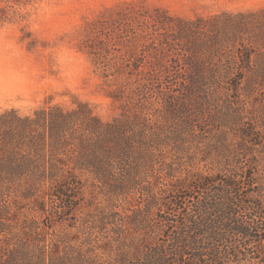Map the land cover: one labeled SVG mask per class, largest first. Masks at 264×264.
<instances>
[{"label":"trees","instance_id":"16d2710c","mask_svg":"<svg viewBox=\"0 0 264 264\" xmlns=\"http://www.w3.org/2000/svg\"><path fill=\"white\" fill-rule=\"evenodd\" d=\"M159 14L115 20L123 34L142 37L136 54L118 56L104 39L89 48L106 76L130 79L109 95L121 108L111 120L81 99L46 102L32 114L0 108V200L33 201L45 217L0 208V264H241L257 242L264 258V182L255 167L177 178L163 149L183 151L199 136L196 115L211 114L212 104L264 92V10L194 21ZM173 51L181 54L169 59ZM156 98L166 110L161 122L149 109ZM250 125L241 128L245 140L255 136ZM133 189L149 199L125 215L72 218L86 194L127 198ZM66 221L68 230L51 231ZM119 229L127 242H112Z\"/></svg>","mask_w":264,"mask_h":264},{"label":"rangeland","instance_id":"374dc122","mask_svg":"<svg viewBox=\"0 0 264 264\" xmlns=\"http://www.w3.org/2000/svg\"><path fill=\"white\" fill-rule=\"evenodd\" d=\"M259 10H264V0H0V108L32 114L46 102L71 106L75 99H81L89 102L103 120L109 121L121 112L120 103L109 95L121 86L127 87L130 79L126 75L106 76L108 72L96 63L89 48L103 43L104 39L118 56L139 52L142 37L139 38L138 31L128 30L123 34L115 27L120 13L159 11L161 18L194 21L222 13ZM178 54L181 52L173 51L169 59ZM118 56L107 59L111 67L118 63ZM236 101L234 105L212 104L211 114L196 115L199 136L190 139L183 151L180 146L179 149L172 144L164 146L165 165L175 168L177 178H189L201 172L215 175L226 165L248 168L250 163L264 182V92ZM149 109L160 122L166 115L158 98L152 99ZM247 122L255 129V136L249 140L240 137ZM220 126L222 129L218 130ZM221 134L223 143L219 142ZM205 157H209L208 162L204 161ZM153 171L155 175L157 170ZM169 193L174 194L169 191L165 196ZM147 198L149 195L138 189L131 190L127 198L86 194L79 206L81 210L72 218L84 217L90 222L91 216L97 220L98 215L113 214L114 209L125 215L124 210L143 205ZM48 203L54 204L50 200ZM0 208L12 215L19 213L22 218L23 214L45 218L33 201L0 200ZM67 224L68 221L57 224L51 231L63 233L69 229ZM118 232V235L109 233L112 242H127L121 236L124 230ZM126 233L131 237L129 230ZM84 236L81 233L79 237L84 240ZM252 246L255 252L241 264H264V258L257 252L260 243Z\"/></svg>","mask_w":264,"mask_h":264}]
</instances>
